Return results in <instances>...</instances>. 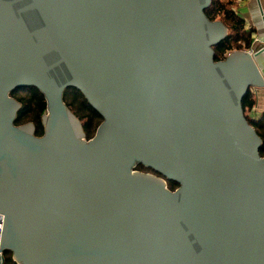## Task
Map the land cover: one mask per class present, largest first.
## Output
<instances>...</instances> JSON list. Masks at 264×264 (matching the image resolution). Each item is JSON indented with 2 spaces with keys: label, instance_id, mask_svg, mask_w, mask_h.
Segmentation results:
<instances>
[{
  "label": "water",
  "instance_id": "obj_1",
  "mask_svg": "<svg viewBox=\"0 0 264 264\" xmlns=\"http://www.w3.org/2000/svg\"><path fill=\"white\" fill-rule=\"evenodd\" d=\"M37 88L44 136L16 125ZM88 100L85 0H0V264H93L89 140L64 100Z\"/></svg>",
  "mask_w": 264,
  "mask_h": 264
},
{
  "label": "trees",
  "instance_id": "obj_2",
  "mask_svg": "<svg viewBox=\"0 0 264 264\" xmlns=\"http://www.w3.org/2000/svg\"><path fill=\"white\" fill-rule=\"evenodd\" d=\"M12 96L22 104V110L17 116L16 125L33 122L35 125V135L43 137L44 126L43 119L47 102L43 94L33 87L18 89L12 93ZM69 108L75 113L76 117L81 120L85 127V133L89 137L88 126V100L84 98L82 93L76 89H68L64 97ZM6 264H14L12 255L5 252Z\"/></svg>",
  "mask_w": 264,
  "mask_h": 264
},
{
  "label": "built area",
  "instance_id": "obj_3",
  "mask_svg": "<svg viewBox=\"0 0 264 264\" xmlns=\"http://www.w3.org/2000/svg\"><path fill=\"white\" fill-rule=\"evenodd\" d=\"M2 231H3V220L0 218V244H1V240H2ZM1 255V252H0Z\"/></svg>",
  "mask_w": 264,
  "mask_h": 264
},
{
  "label": "rangeland",
  "instance_id": "obj_4",
  "mask_svg": "<svg viewBox=\"0 0 264 264\" xmlns=\"http://www.w3.org/2000/svg\"><path fill=\"white\" fill-rule=\"evenodd\" d=\"M65 100V99H64ZM72 111V110H71ZM73 112V111H72ZM73 114L75 115V113L73 112ZM76 116V115H75ZM79 119V118H78ZM34 124L33 122H29V123H24L22 125H19V126H25V125H29V124ZM82 123V122H81ZM87 140H89V137H87ZM8 253V252H7ZM11 255H12V258H13V261H14V257H13V253L9 252ZM14 264H15V261H14Z\"/></svg>",
  "mask_w": 264,
  "mask_h": 264
},
{
  "label": "flooded vegetation",
  "instance_id": "obj_5",
  "mask_svg": "<svg viewBox=\"0 0 264 264\" xmlns=\"http://www.w3.org/2000/svg\"><path fill=\"white\" fill-rule=\"evenodd\" d=\"M44 126V125H43ZM82 129H83V132H84V134H86L85 133V127H84V124L82 123ZM86 136L88 137V135L86 134Z\"/></svg>",
  "mask_w": 264,
  "mask_h": 264
}]
</instances>
